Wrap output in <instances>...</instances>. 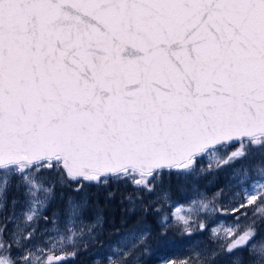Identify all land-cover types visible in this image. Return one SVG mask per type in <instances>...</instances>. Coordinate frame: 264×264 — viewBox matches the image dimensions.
<instances>
[{
  "label": "snow or ice",
  "instance_id": "1",
  "mask_svg": "<svg viewBox=\"0 0 264 264\" xmlns=\"http://www.w3.org/2000/svg\"><path fill=\"white\" fill-rule=\"evenodd\" d=\"M252 150L264 155V0H0V209L18 177L25 223L43 217L51 225L21 264H66L84 237L76 225L85 223L86 199L69 196L63 220L59 211L43 215L55 188L45 172L77 193L85 182L109 180L151 192L165 175H192L199 160L211 170ZM233 177L237 190L216 210L239 215L221 248L231 264H244L234 255L242 250L248 264H264V238L257 245L255 228L241 232L239 224L248 205L264 217V167L255 179L246 167ZM223 196L221 189L214 199ZM101 222L96 217L88 233ZM35 233L17 225L7 242L0 229V264H16L12 244L23 248ZM145 239L143 230L127 233L121 243L131 248H113L123 255L108 264H128Z\"/></svg>",
  "mask_w": 264,
  "mask_h": 264
},
{
  "label": "trees",
  "instance_id": "2",
  "mask_svg": "<svg viewBox=\"0 0 264 264\" xmlns=\"http://www.w3.org/2000/svg\"><path fill=\"white\" fill-rule=\"evenodd\" d=\"M224 154L225 152H222L221 157ZM245 167L258 171L261 167H264V155L252 150L247 157L237 159L235 163L223 165L216 162L212 165L211 170L207 159L199 160L196 164V171L192 175L187 177H177L175 174L171 177L165 175L163 182L156 183L154 190L147 193L145 189H137L129 181L109 180L106 184L100 185L88 183L84 184L82 190L78 193L73 191L76 187L75 184L70 182L61 184L58 182L54 183L53 196L43 215L50 216L53 211H63L68 197L71 196L76 200L86 199L87 208L84 212V219L93 222L96 217L102 218L101 231L94 228L92 232L100 234L98 238L100 243L91 238L83 241L78 248L80 249L78 251L80 257L73 262L75 264H89L91 251L105 246L120 232L138 227H142L147 232L145 242L139 248L140 251L143 250V253H141L138 263L156 264L162 256L182 250L185 243L191 239V236L186 235L184 231L179 233L181 228L176 222L168 221L166 228L158 224L157 218L164 205L169 208L194 198H209L214 192L221 189L225 190L229 187V184H232V186L237 185V181L233 177V170ZM201 168L204 169L203 172L200 171ZM250 176L251 178H257L258 172L250 174ZM18 179V177L11 178L9 187L12 188L13 193L11 192L9 197L8 195L5 196L6 204L1 213V220L3 219V221L4 217L8 215L10 202L22 194L23 186L17 187ZM158 191H166L170 199L165 200L161 197L158 201H154L157 198ZM219 202H222V200ZM39 222L48 223L44 219ZM85 244L87 245L86 248ZM75 257L77 258V256ZM171 261L182 263L177 261L175 256L171 258Z\"/></svg>",
  "mask_w": 264,
  "mask_h": 264
},
{
  "label": "rangeland",
  "instance_id": "3",
  "mask_svg": "<svg viewBox=\"0 0 264 264\" xmlns=\"http://www.w3.org/2000/svg\"><path fill=\"white\" fill-rule=\"evenodd\" d=\"M238 147L239 144H233L230 148L227 149L223 157H226L229 153L235 151ZM220 155H222V152L220 153ZM216 162H220L223 164L222 160ZM247 171H249L248 172L249 177H251L250 174H254L258 172L256 169H252L249 167L247 168ZM241 174L243 175V171H241ZM43 175L47 177V181L50 183H58V182L60 183L59 174L55 172H45L43 173ZM230 185L231 187H227L225 190H223L224 196L221 198L222 202H219L221 201L220 198L214 199L215 193L217 192L216 191L209 198L198 197L191 199L185 203L175 204L169 208L167 205H164L163 209H161L158 215L159 217L161 216L160 219L162 220L164 217H167L168 218L167 222L168 221L173 222L175 220V222L179 225V228H181L179 229V233L184 231L186 235L191 236L190 237L191 239H189V241L185 243V246H183L182 250L162 256L156 264H164L165 260H167L168 264H172L173 262L171 261V258L173 256H175L177 261H181L183 264H201L202 261H204V264H231L233 255L230 256L229 261L226 263V260L228 259V257L226 258L227 253H225L222 250L221 245L227 247V242H230L231 238L227 236L226 229L228 228L229 225H235L236 216L239 215V213H233L229 211L228 214H224L222 211L216 210L219 207V205H221L222 203H227L231 193L237 190L236 184L234 185L236 186L234 189H233L234 186H232V184H229L228 186ZM46 186H50V184L46 183ZM11 192L13 193L12 188L8 187L5 196L8 195L9 197ZM147 192L148 191L146 190V193ZM24 193H25V188L23 187L22 194L18 198L10 202L11 206H9L8 215L4 217V221L3 219L1 220L2 217L1 213L3 209H0V229L3 230V239L5 241L11 242V234L13 233L14 230L17 229V225H19L20 229H26L27 231H30L32 227H36V233L34 237L32 238L31 241L25 243L23 248H18L16 244L14 243L12 244L11 256L15 260L24 254V250L26 248L33 247L34 245H42L47 235L51 234L44 231L45 228L51 226L50 223L39 222L41 219H43V217H41L37 222H35L32 225H27L25 223L23 213L24 211L27 210V208L25 205ZM156 197L157 198L154 201H158L159 198L163 197V191H158ZM193 200H196L197 202L193 204L192 203ZM201 200L208 202V208L202 207V205L199 203ZM13 201H16L15 205H13ZM180 205H182V207H180ZM59 212L61 213V220H63L64 210ZM179 216H184L185 219L188 221V224L193 225V227L191 229H188V225L184 224L182 221L178 219ZM84 221L85 223L83 225H81L79 222H77L76 225L77 230H79V228L81 227L84 228V237L82 238L81 242L78 244V248L81 246L83 241L90 239L89 238L90 235L93 237L96 235V234L94 235L88 233L87 225L91 223L92 220L84 219ZM201 222L206 224L207 227L201 228ZM239 224H240L241 232L244 231L246 228H248L249 225L255 228L257 232V237H256L257 245L261 242V239L264 238V217L255 214L253 205H248L247 216L245 217L241 215ZM219 225H223V227H218ZM62 226L63 225L61 224V227ZM166 226H162V227L166 228ZM94 228L100 229L99 224H97ZM213 228L217 229L215 233V236L217 238L215 239L213 238V234H212ZM185 229L188 230L185 231ZM133 230L137 232L143 230L145 232V230L142 229V227L132 228L130 230L126 229L123 232H120L116 237H114L110 242H108V244L100 248H97L96 250H93L90 253L91 261L89 264H97V262L98 264H108V257L110 255L113 256L114 258L122 257L123 255L122 252H120L119 257H117L112 250L113 248H117V247H123L124 250L130 249L131 244L129 243L122 244L121 242L123 241V238L126 236V234ZM22 234H26V231ZM140 246L141 245H138L135 249L132 250V254L128 257V264H140L138 263V260L140 259L141 253H143V250L140 251L139 249ZM72 250H73L72 246H68L67 252H71ZM213 251L217 253L215 259L204 260L205 254L206 253L210 254ZM242 251L234 255L243 256L244 254L242 253ZM245 253L246 254L243 256V260H245L244 264H248V260L250 259V254L247 250L245 251ZM2 254L3 253L0 252V255ZM76 256L77 257L80 256L78 255V252ZM75 258H69L67 262L70 261V263H72L73 259Z\"/></svg>",
  "mask_w": 264,
  "mask_h": 264
},
{
  "label": "bare ground",
  "instance_id": "4",
  "mask_svg": "<svg viewBox=\"0 0 264 264\" xmlns=\"http://www.w3.org/2000/svg\"><path fill=\"white\" fill-rule=\"evenodd\" d=\"M99 226H100V229H101V227H102V222L99 223ZM100 229H99V230H100ZM100 231H101V230H100ZM102 232H103V229H102ZM96 233H97V232H96ZM96 233H91V234H94V235H95ZM99 235H100V234L97 233V234L94 236L95 238L92 239V240L97 241L98 243H100V241H98ZM19 258H20V257H19ZM19 258L16 259V264H20V263H21Z\"/></svg>",
  "mask_w": 264,
  "mask_h": 264
},
{
  "label": "flooded vegetation",
  "instance_id": "5",
  "mask_svg": "<svg viewBox=\"0 0 264 264\" xmlns=\"http://www.w3.org/2000/svg\"><path fill=\"white\" fill-rule=\"evenodd\" d=\"M245 251H246V250H243V251H242V253H243L244 255L246 254ZM78 255H79V253H78ZM244 255H243V256H244ZM230 256H231V255L226 254V258L228 257V259L226 260V263L229 261ZM79 257H80V256H79ZM79 257L73 259L72 263H70V261H69V262L66 261V262H67L66 264H75V263H73V262H75V260H78ZM67 260H68V259H67ZM244 263H245V260H244Z\"/></svg>",
  "mask_w": 264,
  "mask_h": 264
},
{
  "label": "water",
  "instance_id": "6",
  "mask_svg": "<svg viewBox=\"0 0 264 264\" xmlns=\"http://www.w3.org/2000/svg\"><path fill=\"white\" fill-rule=\"evenodd\" d=\"M85 183H88V182H85ZM174 264H180V263H174Z\"/></svg>",
  "mask_w": 264,
  "mask_h": 264
}]
</instances>
